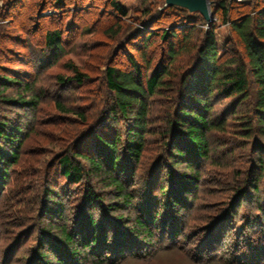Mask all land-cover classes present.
I'll list each match as a JSON object with an SVG mask.
<instances>
[{
  "label": "rangeland",
  "instance_id": "374dc122",
  "mask_svg": "<svg viewBox=\"0 0 264 264\" xmlns=\"http://www.w3.org/2000/svg\"><path fill=\"white\" fill-rule=\"evenodd\" d=\"M113 1L123 8L125 16L113 7ZM208 1L213 19L209 25L199 14L190 16L187 11L167 9L165 0H0V76L5 69L9 74H19L34 82L41 94L35 110L0 103V118L24 130L20 159L0 196V264H33L41 248L48 262L58 264L52 259L50 243L38 232V226L48 228L52 221H40L41 201L47 193L63 205L64 217L58 225L67 222L70 227L81 216L90 214L99 224L105 225L104 220L110 219L109 234L115 227L126 230V225L112 218L126 217L129 209L114 212L107 207L115 201L113 189L104 188L99 178L91 175L73 184L62 175L58 163L63 153L70 152L72 157L82 154L73 161L88 170L85 157H97L99 150L96 136L112 141L118 134L125 166L120 179L133 192L137 211L142 214L149 209L153 215L158 213V220L164 219L169 192L168 197L177 195L184 209L171 210L175 211L173 221L181 235L173 241L174 249H161L156 244L145 247L132 240L129 244L136 256L129 254L113 264H264V172L260 175L264 142L257 135L246 138L243 131L247 128L244 122L255 123L251 101L218 95L211 98L209 118L224 127L209 134L211 159L201 162L198 178L189 174L185 164L172 168L168 158L170 147L180 135L168 121L178 118V89L197 64L205 32L215 25L220 54L229 51L231 57L242 52L230 23H222L218 11L222 0ZM236 2L250 5H229L231 20L238 11L249 13L254 6L264 8V0ZM50 31H59L62 36L60 53L46 46ZM165 33L177 37L165 40L161 37ZM189 33L191 36L184 41ZM171 45L181 50L171 66L176 74L175 92L172 98L169 91H164L148 99L142 157L139 163L124 161L129 160L124 142L133 120H113L109 114L114 97L107 85L106 70L112 67L130 73L135 70L133 62H137L145 78V74L150 75L167 62ZM71 65L86 76L83 85L70 81L74 76ZM9 94L15 95L16 90ZM58 101L78 114L60 112ZM171 171L176 182L168 174ZM258 176L261 192L255 194L251 183ZM237 189L246 194L243 199L237 197ZM90 191L104 199L92 211L83 203ZM51 228L57 235V226ZM53 245L66 249L57 241Z\"/></svg>",
  "mask_w": 264,
  "mask_h": 264
},
{
  "label": "trees",
  "instance_id": "16d2710c",
  "mask_svg": "<svg viewBox=\"0 0 264 264\" xmlns=\"http://www.w3.org/2000/svg\"><path fill=\"white\" fill-rule=\"evenodd\" d=\"M233 4L240 5L239 8L248 7L250 4H238L236 0H230L229 4L228 0H222L218 6V11L222 13V23H230L231 30L236 34L242 52H235L231 57L228 55L229 51L220 54L215 34L216 27L214 24L211 25L205 32L202 44L198 49L197 64L188 72L187 79H184L179 86L178 118L168 121L170 127H176L177 133L180 134V137L176 136L175 142L169 149L168 158L172 168L185 164L189 174L196 178L199 177L198 169L201 162L211 159L209 134L214 130L220 131L224 127V124L218 125L209 118L212 111L211 98L216 95L226 99L250 100L255 123L252 120L244 122L247 128L243 131L246 132V138L257 135L264 142V8L259 10V6H254L252 12L249 13L238 11V14L231 20L232 6L229 5ZM112 5L125 16V11L118 2L113 1ZM170 8L186 11L177 7ZM190 36L191 33L187 36L184 35V41H187ZM161 37L166 40L177 36L174 33H165ZM149 39L150 36H147L145 41L148 42ZM45 41L47 48L52 52L60 53L63 50L62 36L59 31L47 32ZM147 46L150 45L147 44ZM180 51L171 45L166 62L168 64L156 67L150 75L145 74V78L141 74L137 62H133L135 70L130 73H123L112 67L107 68V85L114 97L109 114L113 120L118 117L123 120H133L131 126L127 128L124 142L125 157L127 156L129 160L124 161L140 162L144 148V135L147 133L148 99L162 94L164 91H169L171 94L169 97L172 98V94L175 92L173 79L176 74L172 71L171 66L181 53ZM5 71L6 73L0 76V103L7 104V106L14 105L25 110L38 108L41 94L37 93L35 83L24 80L19 74H9L6 69ZM71 71L74 76L70 81L83 85L86 76L74 65H71ZM60 80L65 81L63 78ZM13 89L16 90V94L10 95L9 93ZM56 107L62 113L78 114L69 110L59 101L56 102ZM23 134L24 130L21 125L0 118V196L9 181L11 170L20 159ZM96 139L99 142L97 157H85L90 166L88 170L73 161L74 158L83 156L82 154L75 153L78 156L73 154L75 156L72 157L68 152L63 153L58 160L61 173L73 184H80L86 175H91L99 178L104 188L113 189L116 194L115 201L109 202L107 207L112 208L114 212L127 209L129 212L126 217L112 218V221L119 225H126L127 228L119 231L120 227H115L109 234L110 219L104 220L105 225H103L96 222V219L90 214L80 215L82 218L74 221V225H70V227L67 226V222L58 225L64 217L63 205L50 199L48 197L50 193H47V196L41 201L43 206L39 210L42 217L40 221L44 219H52V221H49L48 228L38 226V232L50 243L48 244L49 247H52V259L56 260L58 264H106L108 261L113 264L129 254L136 256L133 247L129 244L132 240L140 241V244L145 247L156 244L161 246V249H174L173 241L180 238L181 235L175 229L173 219L176 215L175 211L171 213V210L172 208L173 210L184 209L177 195L174 194V197L170 198L168 197L169 192L168 198L165 199L164 208L167 213L166 217L169 218L164 216V219L158 220V213L153 215L151 211H147L149 209H146L142 214L139 213L134 207L133 192L120 179V174L125 171L122 155H120L121 147H119L123 144L121 135L118 134L112 141L101 135H97ZM263 169L264 160L261 159L260 175L264 172ZM168 174L176 182L172 171ZM185 177L184 175L181 179ZM186 179L188 180V178ZM260 179L258 176L251 183V189L255 194L261 192ZM236 191L237 197L241 199L246 195L242 194L239 189ZM83 200V203L87 205V210L90 211L99 207L100 203H104V199L92 191L87 193ZM159 223L162 225L159 226ZM129 225H132L131 229L128 228ZM53 226L58 228L57 235L53 233V228H51ZM165 237H169L170 241L168 242ZM53 240L57 241L59 245L66 246V254L63 249H56ZM167 243H170V248L167 247ZM60 247L63 248V246ZM42 249L37 252L36 258L32 261L33 264H51L47 260L48 257L43 255ZM89 250L92 251L89 252ZM204 256L208 255L204 254Z\"/></svg>",
  "mask_w": 264,
  "mask_h": 264
},
{
  "label": "water",
  "instance_id": "95a60500",
  "mask_svg": "<svg viewBox=\"0 0 264 264\" xmlns=\"http://www.w3.org/2000/svg\"><path fill=\"white\" fill-rule=\"evenodd\" d=\"M165 7H177L186 10L190 15L199 14L208 25L213 21L208 0H165Z\"/></svg>",
  "mask_w": 264,
  "mask_h": 264
},
{
  "label": "built area",
  "instance_id": "2783aa9c",
  "mask_svg": "<svg viewBox=\"0 0 264 264\" xmlns=\"http://www.w3.org/2000/svg\"><path fill=\"white\" fill-rule=\"evenodd\" d=\"M239 2H242L243 0H238Z\"/></svg>",
  "mask_w": 264,
  "mask_h": 264
}]
</instances>
